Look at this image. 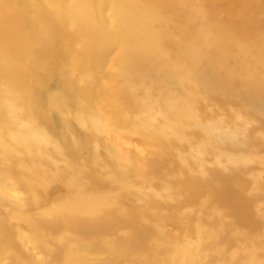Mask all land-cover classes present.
<instances>
[{
	"label": "rangeland",
	"instance_id": "1",
	"mask_svg": "<svg viewBox=\"0 0 264 264\" xmlns=\"http://www.w3.org/2000/svg\"><path fill=\"white\" fill-rule=\"evenodd\" d=\"M87 1L98 59L68 28L0 113V264H264V0H141L133 43Z\"/></svg>",
	"mask_w": 264,
	"mask_h": 264
},
{
	"label": "bare ground",
	"instance_id": "2",
	"mask_svg": "<svg viewBox=\"0 0 264 264\" xmlns=\"http://www.w3.org/2000/svg\"><path fill=\"white\" fill-rule=\"evenodd\" d=\"M1 3L3 4V7L1 9L2 12L0 11V57H2L0 59V83L5 86V88L0 91V97L3 99V102L0 103V113L4 112L5 109H8L10 107L8 104H10L13 99L18 98L16 97L18 96L17 94H20L18 88L23 80L22 67H24L23 59H25V57H28L29 55L33 57L34 62L32 68L33 70L35 69L34 72L40 76L42 75L41 77L44 80V78L47 79L50 76L49 72L53 73V69L46 62L47 54H51L50 45L52 42L56 39H63L70 44V41L76 37L72 35L70 31L68 32V28H70V30L76 28L78 33L87 34L88 37L97 34L100 35L97 36L99 41L96 40L97 37L91 38L94 44L84 45L83 41L80 50L76 53L70 54L69 58L67 56H60L61 60L69 63L70 66H75V64L79 65V63L85 64V69L89 67L91 61L98 59V56L92 55V50L100 45L104 37L108 38L107 36H111L110 32L103 31L102 28H100L101 31L91 30L94 15L91 12V7L87 0H43L41 5L39 3L32 8V15H34L35 19L32 20L25 18V21H18L13 17L4 18L6 14L9 15V12L13 11V5L10 0H3ZM102 7L103 6L98 7L99 12H101ZM154 9V5L150 6L144 4L141 0H124L121 6L116 7L117 18H119V21L121 22H119L120 26L117 27L116 30H125L129 38H124L132 42L134 36L132 31L135 29L136 25L132 24L134 19L137 20V17H140L144 20L145 18H153V16H156L158 19L164 18L162 14H157V11ZM150 10L154 11L150 12ZM44 16H46V19H44ZM99 16L101 17V14H99ZM120 17H122V20ZM101 18L99 19V22H102ZM124 19L127 21L124 22ZM37 22L39 23L38 26H36ZM137 27L141 31L146 29L144 26L141 27L137 25ZM65 29L69 36L63 34ZM147 37L150 36L147 35ZM234 39L236 38L234 37ZM45 40L47 42H45ZM44 42L45 44L43 45ZM133 61L136 62L135 57H133ZM136 64L138 65V63ZM62 80H64L63 89L67 90L71 83H69L67 77H62ZM13 90L15 93L12 92ZM82 91L78 92L77 90L75 92L76 94L71 96L74 97V102L79 101L78 97L80 98V96L83 95ZM2 104H5L4 107H2ZM1 119H3V115Z\"/></svg>",
	"mask_w": 264,
	"mask_h": 264
}]
</instances>
